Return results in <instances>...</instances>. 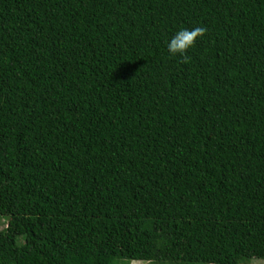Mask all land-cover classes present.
I'll use <instances>...</instances> for the list:
<instances>
[{
    "label": "trees",
    "instance_id": "obj_1",
    "mask_svg": "<svg viewBox=\"0 0 264 264\" xmlns=\"http://www.w3.org/2000/svg\"><path fill=\"white\" fill-rule=\"evenodd\" d=\"M0 216V264L264 259V0H0Z\"/></svg>",
    "mask_w": 264,
    "mask_h": 264
},
{
    "label": "clouds",
    "instance_id": "obj_2",
    "mask_svg": "<svg viewBox=\"0 0 264 264\" xmlns=\"http://www.w3.org/2000/svg\"><path fill=\"white\" fill-rule=\"evenodd\" d=\"M206 32L207 29L203 26L181 28L166 41L167 51L174 57L180 56L186 60L189 50L196 46L198 39L203 38Z\"/></svg>",
    "mask_w": 264,
    "mask_h": 264
},
{
    "label": "rangeland",
    "instance_id": "obj_3",
    "mask_svg": "<svg viewBox=\"0 0 264 264\" xmlns=\"http://www.w3.org/2000/svg\"><path fill=\"white\" fill-rule=\"evenodd\" d=\"M7 226H8V221L4 217L0 216V230L5 229ZM131 264H147V262L133 261L131 262ZM244 264H264V259H260V258L247 259L246 261H244Z\"/></svg>",
    "mask_w": 264,
    "mask_h": 264
}]
</instances>
